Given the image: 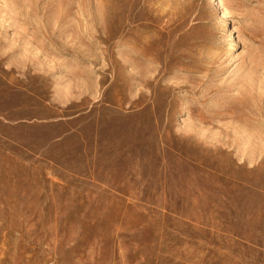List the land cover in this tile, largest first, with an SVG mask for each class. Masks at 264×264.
I'll list each match as a JSON object with an SVG mask.
<instances>
[{
    "label": "rangeland",
    "instance_id": "1",
    "mask_svg": "<svg viewBox=\"0 0 264 264\" xmlns=\"http://www.w3.org/2000/svg\"><path fill=\"white\" fill-rule=\"evenodd\" d=\"M0 264H264V0H0Z\"/></svg>",
    "mask_w": 264,
    "mask_h": 264
}]
</instances>
